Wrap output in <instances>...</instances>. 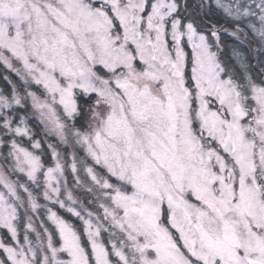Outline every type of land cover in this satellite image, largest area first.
I'll return each instance as SVG.
<instances>
[{"label":"snow or ice","instance_id":"1","mask_svg":"<svg viewBox=\"0 0 264 264\" xmlns=\"http://www.w3.org/2000/svg\"><path fill=\"white\" fill-rule=\"evenodd\" d=\"M0 67V264H264V0H0Z\"/></svg>","mask_w":264,"mask_h":264},{"label":"trees","instance_id":"2","mask_svg":"<svg viewBox=\"0 0 264 264\" xmlns=\"http://www.w3.org/2000/svg\"><path fill=\"white\" fill-rule=\"evenodd\" d=\"M230 44H232L231 38H225V45L227 46V45H230ZM227 55H228V52H227V48H226L225 56H227ZM3 71L4 70L2 69V67H0V76H2ZM0 88H4V89L8 88V85L6 84V82L2 78H0ZM45 159L47 161L48 158L45 157Z\"/></svg>","mask_w":264,"mask_h":264},{"label":"rangeland","instance_id":"3","mask_svg":"<svg viewBox=\"0 0 264 264\" xmlns=\"http://www.w3.org/2000/svg\"><path fill=\"white\" fill-rule=\"evenodd\" d=\"M13 79H15V77L13 76Z\"/></svg>","mask_w":264,"mask_h":264}]
</instances>
